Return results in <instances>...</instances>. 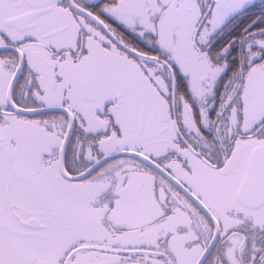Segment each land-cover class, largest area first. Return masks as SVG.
<instances>
[{"label": "snow or ice", "instance_id": "6c2138e0", "mask_svg": "<svg viewBox=\"0 0 264 264\" xmlns=\"http://www.w3.org/2000/svg\"><path fill=\"white\" fill-rule=\"evenodd\" d=\"M0 264H264V0H0Z\"/></svg>", "mask_w": 264, "mask_h": 264}]
</instances>
